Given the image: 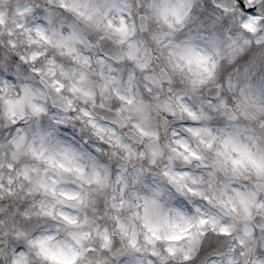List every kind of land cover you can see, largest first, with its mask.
Wrapping results in <instances>:
<instances>
[{"label": "clouds", "instance_id": "clouds-1", "mask_svg": "<svg viewBox=\"0 0 264 264\" xmlns=\"http://www.w3.org/2000/svg\"><path fill=\"white\" fill-rule=\"evenodd\" d=\"M0 264H264V0H0Z\"/></svg>", "mask_w": 264, "mask_h": 264}]
</instances>
